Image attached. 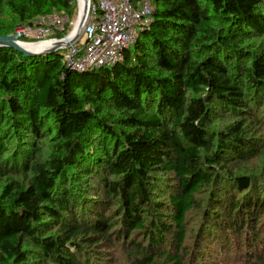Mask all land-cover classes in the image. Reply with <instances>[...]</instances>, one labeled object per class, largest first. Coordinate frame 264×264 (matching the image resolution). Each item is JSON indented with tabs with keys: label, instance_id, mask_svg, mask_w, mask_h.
I'll list each match as a JSON object with an SVG mask.
<instances>
[{
	"label": "trees",
	"instance_id": "trees-1",
	"mask_svg": "<svg viewBox=\"0 0 264 264\" xmlns=\"http://www.w3.org/2000/svg\"><path fill=\"white\" fill-rule=\"evenodd\" d=\"M151 2L110 68L0 48V264H264V0ZM76 4L0 0V38Z\"/></svg>",
	"mask_w": 264,
	"mask_h": 264
},
{
	"label": "built area",
	"instance_id": "built-area-1",
	"mask_svg": "<svg viewBox=\"0 0 264 264\" xmlns=\"http://www.w3.org/2000/svg\"><path fill=\"white\" fill-rule=\"evenodd\" d=\"M154 11L151 0H90L83 31L63 48L61 63L79 73L113 67L124 61L125 52L138 41ZM40 34L52 32L53 42H66L69 16L50 14L36 19ZM59 36H64L59 39Z\"/></svg>",
	"mask_w": 264,
	"mask_h": 264
},
{
	"label": "rangeland",
	"instance_id": "rangeland-1",
	"mask_svg": "<svg viewBox=\"0 0 264 264\" xmlns=\"http://www.w3.org/2000/svg\"><path fill=\"white\" fill-rule=\"evenodd\" d=\"M79 3L80 1L77 0V4H76V9L75 12L73 14L72 17H69V26L65 32V36L67 37L68 34H70L72 32V30L74 29L75 25L77 24V18L79 17V13H80V7H79ZM41 31V27L40 24L38 23L37 20L33 21V25L32 26H28V25H19L17 26V29L15 31L14 34L11 35H15L17 33H21L22 37L20 38V41H22L23 43L26 44H34V43H43V42H50L51 39L54 38V34L52 32L47 33V34H40ZM64 36H59V39H63ZM13 147L16 146H20L22 144L19 145V142H16L15 140L11 142ZM241 168L243 167V169H247V173H254L256 175H258L261 180L264 179V165L263 162H261L258 159H252L249 163L246 164H241L240 165ZM240 166L237 165L236 167L240 169ZM211 187L207 188L204 190L203 194L200 196V199L202 200L203 198L207 197L210 192H211ZM198 212L197 211H193L191 212L187 219H188V223H189V232L191 231V235L188 238V243L191 244V242H193V239L191 240L190 237H192V232L194 230H196L197 228V223L198 221H200L199 217L197 216ZM111 254H113V263L112 264H128L127 262V257L125 256V254H121L119 252V250H113L111 252ZM235 253L232 254V256L227 259L226 261L222 260V263L220 264H244L245 263V256L244 254H238L235 255ZM236 259H235V258ZM235 259V260H234ZM115 262V263H114Z\"/></svg>",
	"mask_w": 264,
	"mask_h": 264
},
{
	"label": "water",
	"instance_id": "water-1",
	"mask_svg": "<svg viewBox=\"0 0 264 264\" xmlns=\"http://www.w3.org/2000/svg\"><path fill=\"white\" fill-rule=\"evenodd\" d=\"M87 4H86V8L83 12V16L80 20V23L82 25L80 33L83 31V27L85 26V22L86 19L88 17V13H89V3L90 0H86ZM79 35L75 36L74 39H72V41L68 42L66 45H64L63 42H56V44L54 46H51V48L46 49L44 51H28L26 50L21 44H26L23 43L22 41H20V38L22 37L21 33H17L15 35H6V36H1L0 38V48H9V49H13L16 52H20L22 54H24L27 57H33L34 56H47V55H51L52 53L55 52H59L61 51L63 48L69 46L71 43H73L75 41V39L78 37ZM35 44V43H34ZM31 44V45H34Z\"/></svg>",
	"mask_w": 264,
	"mask_h": 264
},
{
	"label": "bare ground",
	"instance_id": "bare-ground-1",
	"mask_svg": "<svg viewBox=\"0 0 264 264\" xmlns=\"http://www.w3.org/2000/svg\"><path fill=\"white\" fill-rule=\"evenodd\" d=\"M79 1H80V3H79L80 13H79V17L77 18V21H76L77 24L75 25L74 29L72 30L71 35L67 38V41L63 42L64 45H66L68 42L72 41V39H74L75 36L80 34V30L82 27L80 20L83 16V12L86 8L87 1L86 0H79ZM55 44H56V42H53L50 40V42L35 43L34 45H31V44H21V45L26 50L34 52V51H44L46 49L51 48V46H54Z\"/></svg>",
	"mask_w": 264,
	"mask_h": 264
}]
</instances>
